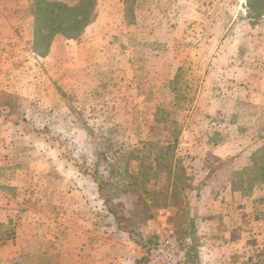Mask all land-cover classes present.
<instances>
[{
  "label": "rangeland",
  "instance_id": "rangeland-1",
  "mask_svg": "<svg viewBox=\"0 0 264 264\" xmlns=\"http://www.w3.org/2000/svg\"><path fill=\"white\" fill-rule=\"evenodd\" d=\"M32 3L0 0V223L3 238L14 233L0 264H77L68 222L90 233L84 264L95 263L100 239L121 243L118 231L147 253L168 231L176 239L169 211L143 221L124 183L111 179L107 201L97 199L82 174L97 165L107 176L93 139H107L110 156L138 146L151 128L158 138L154 114L168 107L182 127L183 165L198 183L216 169L207 181L221 189L264 145V0H97L84 33L54 36L45 56L32 50ZM173 79L186 99H175ZM165 179L152 182L156 194ZM233 250L200 249L198 264H241Z\"/></svg>",
  "mask_w": 264,
  "mask_h": 264
},
{
  "label": "trees",
  "instance_id": "trees-1",
  "mask_svg": "<svg viewBox=\"0 0 264 264\" xmlns=\"http://www.w3.org/2000/svg\"><path fill=\"white\" fill-rule=\"evenodd\" d=\"M96 5L97 0H78L74 5L33 0V52L45 56L53 37L58 34L66 39H78L95 20ZM174 80L170 82V89L177 92ZM180 90L175 94L178 101L186 99ZM154 121L157 130L164 134L159 133L157 138L155 129L151 128L148 139L140 141L138 146L129 150L119 149L110 156L104 144L107 139H93L98 148L94 155L104 163L107 176H99L97 165H94L93 172L86 168L82 174L89 177L96 187L97 199L103 203L107 201L104 187L112 179L124 183L131 191L134 214H141L143 221L167 209L176 239L184 250V264H198L201 247L218 243L217 246L234 249L231 254L237 253L241 264H264V208H261L264 202V145L251 154L246 166L233 170L225 178L221 189L213 190L207 179L216 169L211 168L204 180L198 183L183 165V159L177 153L182 127L170 115L169 108H158ZM150 158L152 163H146ZM86 165V160L79 164L81 169ZM159 174L166 177L161 195L151 189ZM256 192H261L262 196L253 198ZM192 193L193 201L189 199ZM107 209L121 227L117 212L110 206ZM1 227L0 223V247L10 235H14L11 232L3 238ZM232 262L235 263L234 260Z\"/></svg>",
  "mask_w": 264,
  "mask_h": 264
},
{
  "label": "crops",
  "instance_id": "crops-1",
  "mask_svg": "<svg viewBox=\"0 0 264 264\" xmlns=\"http://www.w3.org/2000/svg\"><path fill=\"white\" fill-rule=\"evenodd\" d=\"M77 192V191H76ZM73 195V194H71ZM95 195H97L95 193ZM84 197L82 196V199ZM77 211V210H76ZM35 214H44L42 211L36 210L33 211ZM78 213V212H77ZM62 214H72L68 211H63ZM66 234H77L76 237H70L69 241L73 247H76L78 250L79 255L76 257L77 264H84L86 261L84 260V257L82 256L83 253L86 251V248L88 247V244L85 242V237L87 235H90V233L87 231V227L83 228V226L75 225L73 222H68L66 224ZM113 233H116L118 230L113 229L111 230ZM120 234L122 242H114L111 239H100L103 240L104 243L98 242V244L93 246V257L92 259L95 260L94 264H138L141 259L145 261L147 264H150L148 258H147V249H143L139 247L135 242L131 241L129 238H127L126 233L122 231H118ZM117 234V233H116ZM220 243L214 245L204 244L201 249L205 250H212L216 249L217 245ZM102 245V246H101ZM4 246V245H2ZM100 249L98 250V248ZM1 248V247H0ZM92 248V247H91ZM90 248V249H91ZM1 251V250H0ZM98 252L94 258V253ZM1 252H0V259L1 258ZM97 257V258H96ZM99 260V261H98ZM103 261V262H102Z\"/></svg>",
  "mask_w": 264,
  "mask_h": 264
},
{
  "label": "built area",
  "instance_id": "built-area-1",
  "mask_svg": "<svg viewBox=\"0 0 264 264\" xmlns=\"http://www.w3.org/2000/svg\"><path fill=\"white\" fill-rule=\"evenodd\" d=\"M147 257L151 264H182L184 253L181 251L173 232L168 231L151 247Z\"/></svg>",
  "mask_w": 264,
  "mask_h": 264
}]
</instances>
